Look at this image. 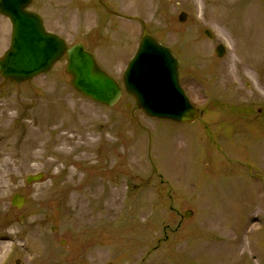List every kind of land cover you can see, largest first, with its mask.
<instances>
[{"label": "rangeland", "instance_id": "374dc122", "mask_svg": "<svg viewBox=\"0 0 264 264\" xmlns=\"http://www.w3.org/2000/svg\"><path fill=\"white\" fill-rule=\"evenodd\" d=\"M30 9L120 82L143 21L180 57L203 116L153 120L126 93L98 105L72 88L66 58L23 85L0 76V264H264L261 0H34ZM11 30L0 14V56ZM37 173L44 182L27 185ZM16 192L27 199L21 211L10 204Z\"/></svg>", "mask_w": 264, "mask_h": 264}, {"label": "water", "instance_id": "95a60500", "mask_svg": "<svg viewBox=\"0 0 264 264\" xmlns=\"http://www.w3.org/2000/svg\"><path fill=\"white\" fill-rule=\"evenodd\" d=\"M30 3L31 0H0V11L13 24L11 48L0 60L1 73L6 78L23 82L49 71L59 58L68 53L67 71L73 77L74 87L95 101L113 105L122 94L117 81L99 67L83 45L69 48L64 40L47 33L40 16L25 10ZM222 53L223 50L218 54ZM125 85L127 91L135 96L138 106L151 117L176 122H191L197 118V110L179 86L177 60L147 31L126 71ZM41 177H29V181L40 180ZM16 201L15 198L13 202L16 204Z\"/></svg>", "mask_w": 264, "mask_h": 264}, {"label": "bare ground", "instance_id": "6f19581e", "mask_svg": "<svg viewBox=\"0 0 264 264\" xmlns=\"http://www.w3.org/2000/svg\"><path fill=\"white\" fill-rule=\"evenodd\" d=\"M58 129V128H57ZM59 154H61V152H64V149H59V151H57ZM4 247V245H0V248Z\"/></svg>", "mask_w": 264, "mask_h": 264}]
</instances>
